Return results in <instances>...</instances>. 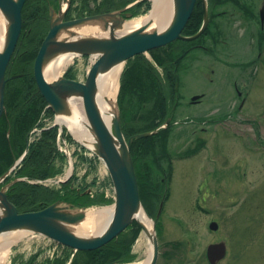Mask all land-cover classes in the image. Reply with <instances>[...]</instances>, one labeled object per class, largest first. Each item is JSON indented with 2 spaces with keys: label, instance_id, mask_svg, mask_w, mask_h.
Instances as JSON below:
<instances>
[{
  "label": "rangeland",
  "instance_id": "rangeland-1",
  "mask_svg": "<svg viewBox=\"0 0 264 264\" xmlns=\"http://www.w3.org/2000/svg\"><path fill=\"white\" fill-rule=\"evenodd\" d=\"M149 1L148 12L132 15L126 18L127 21L149 14L153 0ZM59 3V0L57 4L51 3L49 13L51 8L57 12ZM134 3H129L125 10ZM263 8L264 0H213L209 6V29L202 37L205 41L213 35L214 40H208L210 48L193 51L178 63L176 82L179 84L175 87L178 95L174 109L170 107L166 119L170 118L171 125L167 143L147 159L148 169L142 170L148 178L144 184L146 192L151 187L154 190V203L149 204L155 206V210L149 211L142 202L155 220L160 251L157 264H211L207 248L220 242L226 244V256L218 264H264V27L260 18ZM43 28L47 35L48 24L45 23ZM176 46L178 44L170 46L168 53L161 51L164 58L170 56L173 61L180 58L182 51ZM140 55L155 63L150 52L137 54L128 61ZM94 60L92 55L76 56L65 68L63 76L72 72L75 77L72 79L84 82ZM128 61L124 64L116 99L120 115L128 104L132 107L131 98L121 100L120 95ZM158 73L165 77L163 72ZM237 90L242 95L239 96ZM197 94H203L202 101L191 104L192 96ZM129 114L132 116V112ZM165 122L156 129H165ZM64 130L78 142L68 126L60 129L58 147L67 157L60 174L46 180H28L27 177L8 180L7 176L0 183V189L9 185V198L10 189L21 180L56 188L72 180L76 187L85 188L91 197L104 193L108 199L106 204L87 207L62 199L65 204L72 205L73 211L112 206L115 191L105 164L99 159L93 168L95 164L76 155L75 144L67 138L62 143ZM86 152L87 155L80 153L88 157L94 155L89 148ZM159 183L163 184L164 190L158 188ZM161 203L163 207L158 216ZM214 221L219 225L218 230L210 228ZM21 232L24 237L12 245L7 264H14L17 257L27 258L39 249L46 251L45 255L64 250L63 244L39 233ZM144 240L146 236L141 228L131 245L132 258L115 262L145 261L149 249ZM66 247L72 253L68 264L77 252L93 251Z\"/></svg>",
  "mask_w": 264,
  "mask_h": 264
},
{
  "label": "trees",
  "instance_id": "trees-1",
  "mask_svg": "<svg viewBox=\"0 0 264 264\" xmlns=\"http://www.w3.org/2000/svg\"><path fill=\"white\" fill-rule=\"evenodd\" d=\"M133 1L137 0H103L96 9H92V3L97 4L98 0H72L69 16L77 18L115 11ZM47 6V0H27L22 14L23 34L20 51L11 61L7 71L10 79L6 84V109L0 118V177L24 154L29 143L24 159L8 176V180L21 177H27L28 180L53 178L64 170L67 163L66 155L58 147L59 126L45 120L44 115L50 117L53 116V112L50 109L45 111L47 102L39 91L34 76L35 59L45 39L43 26L46 23ZM150 8L149 0H141L134 6L137 15L148 12ZM87 10L90 12L86 13ZM202 12L199 0L185 28L186 33H196L199 30L203 20ZM169 47L170 45L156 48L150 52L156 65L145 55L128 61L120 90L121 100L131 98L132 104V107L128 104L121 113V125L126 138L140 132L153 131L163 124L169 115L170 107L177 99L174 59L170 56L164 58V53H161V51L168 53ZM157 65L163 67L164 78L158 73L161 71ZM66 76L72 77V72H68ZM131 112L132 116L129 114ZM170 128L171 125L153 135L137 139L132 145L141 199L149 211L155 210V206L149 204L154 203L152 198L154 190L151 187L146 192L144 184L148 178L142 170H146V167L148 169L147 159L151 158L160 146L167 143ZM64 135L72 145L75 144L76 155H81L82 159L92 165L95 164L92 167L96 168L99 158L96 155L84 156L88 154L87 148L75 142L65 130ZM28 180L18 181L9 191V199L20 212L40 210L62 199L83 207L106 204L108 201L104 193H97L91 197L85 188L76 187L72 180L63 183L61 188L47 186L45 183H31ZM158 188L164 190L163 184L159 183ZM156 195L158 196L157 193ZM159 196L161 197L160 194ZM140 232V225L133 222L108 245L90 252H77L70 264H103L130 259L131 245ZM63 248L61 253L55 252L52 255L50 253L45 255L46 251L39 249L31 252L27 258H15L14 264H68L71 249L66 246Z\"/></svg>",
  "mask_w": 264,
  "mask_h": 264
},
{
  "label": "water",
  "instance_id": "water-1",
  "mask_svg": "<svg viewBox=\"0 0 264 264\" xmlns=\"http://www.w3.org/2000/svg\"><path fill=\"white\" fill-rule=\"evenodd\" d=\"M25 2L26 0H0V10L4 13L8 23L6 44L0 52V118L5 109L7 70L22 34V11ZM59 2L57 12L51 8L49 31L36 56L34 76L41 94L56 116L65 115L70 111L69 98L78 97L83 100L85 114L89 122L88 128L94 133V138L92 142L76 138L79 143L92 150L105 164L114 185L115 200L113 205L115 211L112 219L100 234L92 238H84L74 234L68 225L81 221L85 217V210L75 212L72 210V205L58 200L40 210L20 212L17 206L9 200L7 194L9 185H6L0 189V236L9 231H33L65 246L88 251L106 246L134 221L138 222L144 233L147 232V228L136 217V214L145 208L140 197L131 149L134 140L159 131V129H155L135 134L127 139L122 130L121 115L118 109L111 126H109L98 103L99 77L114 66L125 64L128 59L137 54L166 46L177 39L195 40L199 38L209 26L210 14L208 0H203L202 25L195 34L185 36L183 31L193 14L197 0H173L171 15L162 30L155 29L146 32V28H143L116 38L114 31L127 22L126 18L132 16L130 12H126V8L65 20L70 0H59ZM153 8L154 2L151 11ZM261 20L264 22V8L261 11ZM88 22H99L106 30L110 28V36L85 40L84 45H81L82 41L69 43L68 39L59 40L61 31H67L69 28L82 26ZM68 48L71 52L76 53L75 57L92 54L97 57L87 72L86 80L82 82L62 75L56 81L48 82L44 75L45 65L61 51ZM198 97L195 96L194 99ZM169 123L170 118L165 122L163 128H166ZM55 124L66 125L58 121L57 118ZM28 148L29 144L26 152ZM26 152L1 176L0 183L20 164ZM162 207L163 203H161L158 216ZM148 216L154 223L153 254L149 264H157L160 251L155 232V220L149 214ZM218 227L219 225L215 221L210 224V228L213 230H218ZM225 256L226 244L224 242L208 246L207 258L211 264H218ZM103 264L119 263L112 261Z\"/></svg>",
  "mask_w": 264,
  "mask_h": 264
},
{
  "label": "bare ground",
  "instance_id": "bare-ground-1",
  "mask_svg": "<svg viewBox=\"0 0 264 264\" xmlns=\"http://www.w3.org/2000/svg\"><path fill=\"white\" fill-rule=\"evenodd\" d=\"M153 2L154 8L149 14L137 20L127 21L121 28L116 29L114 31L116 38L143 28H146V32L155 29L162 30L168 23L169 15L173 8V0H153ZM7 34V19L0 10V52L5 47ZM109 36L110 28L106 30L99 22H88L82 26L72 27L67 31H61L59 40L63 41V39H68L69 43L82 41L81 45H84L85 40L92 38H108ZM75 55L76 53L71 52L68 48L61 51L49 61L44 67V75L48 82H54L62 76L65 68L73 63ZM15 57L16 55L14 54L11 61ZM92 57L94 59L97 58L94 55ZM123 68L124 64H118L99 77L98 103L109 126H111V122L117 111L116 99L118 97ZM69 103L70 111L65 115L56 116L47 102L45 111L48 109L52 110L53 116L47 117V115H44L45 120L52 121L57 118L61 123H65L78 139L92 142L94 133L88 128L89 122L85 114L83 100L78 97L69 98ZM53 123H55V121H52L50 124ZM84 209L86 210V208ZM114 211V205L98 209H88L85 211V217L81 221L71 223L68 227L74 234L80 237L92 238L102 232L107 223L112 219ZM136 217L147 228V232L145 233L146 240L143 242L147 244L149 250L148 258L145 261L132 264H149L153 254L152 237L154 236V223L143 208L136 214ZM23 237L24 233L19 230L9 231L0 236V264H7L12 245Z\"/></svg>",
  "mask_w": 264,
  "mask_h": 264
},
{
  "label": "flooded vegetation",
  "instance_id": "flooded-vegetation-1",
  "mask_svg": "<svg viewBox=\"0 0 264 264\" xmlns=\"http://www.w3.org/2000/svg\"><path fill=\"white\" fill-rule=\"evenodd\" d=\"M102 1L103 0H98V3L97 4H95V3H92V6H91V8L92 9H96V7L99 5V3H102ZM105 1V0H104ZM57 2H58V0H47V14L45 15V20H46V23L48 24V27H49V19H50V13H49V8H50V4L51 3H54V4H57ZM138 2H140V1H135V3H134V5H132L129 9H127L126 10V12H131L132 13V15H137V13H136V11L134 10V6H135V4H137ZM199 2V0H197V3ZM213 1L212 0H209V5H208V9H209V6H210V4L212 3ZM71 4H72V0H70V6H69V8H68V12H67V14H66V17H65V20H70L71 19V17L69 16V13H70V10H71ZM200 4H201V7H202V10H203V12H202V17H204V7H203V0H200ZM127 6V5H126ZM126 6H124V7H126ZM123 7V8H124ZM211 9V8H210ZM86 13L88 12H90V10H87V11H85ZM261 13V12H260ZM99 14H102V12H100ZM209 14H210V10H209ZM93 15H95V14H93ZM79 16V15H78ZM89 16V15H88ZM260 18H261V16H260ZM211 21V20H210ZM261 23H262V27H264V22L261 20ZM209 25H210V23H209ZM208 29H209V26H208V28H207V30L204 32V34H202V36H200L199 38H197V39H195V40H184V39H177V40H175V41H173V42H171V43H169L168 45H170V46H175V45H177L178 44V46H176L178 49H180L182 52H181V56H180V58L179 57H177V59L174 61V65H175V68H174V71L176 72V74H177V71H178V68H179V65H178V63H180L181 62V60L182 59H184L185 58V56H187V55H189L191 52H193V51H196V50H203V49H209L210 48V46H209V44H208V42L210 41V42H212L213 40H214V37H213V35L212 36H210L207 40H202V37L204 36V35H206V32L208 31ZM22 34H23V29H22ZM22 34H21V37H22ZM194 33H186L185 32V29H184V31H183V35H185V36H191V35H193ZM45 36H46V34H45ZM20 37V38H21ZM45 38V37H44ZM21 40V39H20ZM209 40V41H208ZM161 48V47H160ZM20 49V41L18 42V45H17V48H16V52H15V55L17 56L18 55V53H19V50ZM152 51V50H151ZM151 51H149V52H151ZM179 58V59H178ZM157 68H158V70H160L161 72L162 71H164V69H163V67H158V65L156 66ZM9 68V67H8ZM8 71V70H7ZM7 78L8 79H10V77L8 76V74H7ZM71 78V77H70ZM72 78H75L74 76L72 77ZM179 83L178 82H176V86L178 85ZM178 87V86H177ZM237 93H238V95L240 96V95H242V93H241V91L240 90H237ZM178 95V94H177ZM195 96H199L197 99H194V97ZM195 96H192V98H191V104H197V103H200L201 101H202V97H204L203 96V94H197V95H195ZM6 108V107H5ZM173 109H174V106H173ZM58 139H59V134H58V137H57V141H58ZM65 142V140L64 141H62V143H64ZM65 246V245H64Z\"/></svg>",
  "mask_w": 264,
  "mask_h": 264
}]
</instances>
